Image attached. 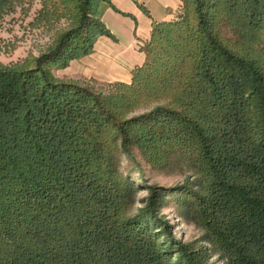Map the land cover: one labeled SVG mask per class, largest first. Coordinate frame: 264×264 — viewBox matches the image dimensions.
Returning <instances> with one entry per match:
<instances>
[{
	"label": "trees",
	"instance_id": "1",
	"mask_svg": "<svg viewBox=\"0 0 264 264\" xmlns=\"http://www.w3.org/2000/svg\"><path fill=\"white\" fill-rule=\"evenodd\" d=\"M102 2L78 0L76 24L33 67H0V264H202L158 215L167 190L151 187L130 212L134 183L117 153L160 143L191 158L195 189L172 190L207 241L227 264H264V68L217 27L251 34L264 0H181L176 19L154 23L131 82H113L126 89L113 99L167 102L121 121L108 97L47 70L110 36Z\"/></svg>",
	"mask_w": 264,
	"mask_h": 264
},
{
	"label": "rangeland",
	"instance_id": "2",
	"mask_svg": "<svg viewBox=\"0 0 264 264\" xmlns=\"http://www.w3.org/2000/svg\"><path fill=\"white\" fill-rule=\"evenodd\" d=\"M77 4L78 0H3L0 3V67H33L34 59L47 51L60 33L76 24ZM217 25L229 49L253 59L264 68V23L245 36ZM69 62L65 66L55 62L47 66V70L56 80L76 82L108 97L111 100L109 108L118 121L167 102L166 98L154 95L113 99L126 89L114 85V81L108 83L88 78L77 70L68 72L64 67ZM128 149L129 155L118 152L117 157L119 171L134 183L135 199L130 212L136 213L145 205L151 187H162L168 193L158 215L167 222L172 242L196 252L202 264H227L224 256L207 241L201 227L193 223L189 197L180 190H172V187L183 185L195 189L199 177L194 172L191 158L172 143H160L145 150L131 144Z\"/></svg>",
	"mask_w": 264,
	"mask_h": 264
},
{
	"label": "crops",
	"instance_id": "3",
	"mask_svg": "<svg viewBox=\"0 0 264 264\" xmlns=\"http://www.w3.org/2000/svg\"><path fill=\"white\" fill-rule=\"evenodd\" d=\"M181 0H108L99 7V19L110 32L96 36L92 51L64 67L104 82L129 83L132 69L143 64V45L154 23L177 18Z\"/></svg>",
	"mask_w": 264,
	"mask_h": 264
}]
</instances>
